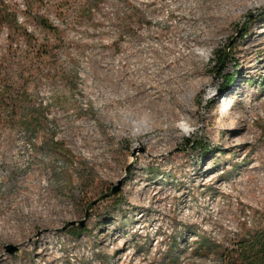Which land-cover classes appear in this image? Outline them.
I'll list each match as a JSON object with an SVG mask.
<instances>
[{
    "label": "rangeland",
    "instance_id": "rangeland-1",
    "mask_svg": "<svg viewBox=\"0 0 264 264\" xmlns=\"http://www.w3.org/2000/svg\"><path fill=\"white\" fill-rule=\"evenodd\" d=\"M229 1L0 0V264H251L264 3Z\"/></svg>",
    "mask_w": 264,
    "mask_h": 264
},
{
    "label": "trees",
    "instance_id": "trees-1",
    "mask_svg": "<svg viewBox=\"0 0 264 264\" xmlns=\"http://www.w3.org/2000/svg\"><path fill=\"white\" fill-rule=\"evenodd\" d=\"M12 15H0V25L1 24H7L10 25L12 22ZM8 18V19H7ZM15 20V19H14ZM39 23L42 27L49 29L51 28L48 23H46L43 19L39 20ZM225 54L220 53L216 58H215V69H218L219 66L223 63L224 61ZM230 76L224 77L225 79V84L222 87H226L231 83L232 80H230ZM24 96L22 94L17 96L15 100L13 101V106H12V111L17 115L18 112L24 113V117L20 116L19 121H15V124L19 127H22L29 133H37L39 126H40V118L38 112L35 110L31 109L30 105L26 103L25 100H23ZM26 99V98H25ZM251 264H264V232L262 237L258 240L256 246H254V252L251 258Z\"/></svg>",
    "mask_w": 264,
    "mask_h": 264
},
{
    "label": "bare ground",
    "instance_id": "bare-ground-1",
    "mask_svg": "<svg viewBox=\"0 0 264 264\" xmlns=\"http://www.w3.org/2000/svg\"><path fill=\"white\" fill-rule=\"evenodd\" d=\"M254 2H257L258 4L264 3V0H254ZM230 8L233 10L234 9H240V10H244L245 8H247V4L245 0H234V1H229L224 3V5L220 8L217 7L216 8V12H214V18L215 20H223V18H225L227 16V13H229ZM259 25V24H258ZM211 40V38L209 39ZM183 112L186 111V109H182ZM181 115H179L180 117Z\"/></svg>",
    "mask_w": 264,
    "mask_h": 264
},
{
    "label": "water",
    "instance_id": "water-1",
    "mask_svg": "<svg viewBox=\"0 0 264 264\" xmlns=\"http://www.w3.org/2000/svg\"><path fill=\"white\" fill-rule=\"evenodd\" d=\"M118 190H119V188H114V189H112V191H111V195L116 194V193L118 192ZM9 250H10L9 252L12 254V253L16 250V248H12V247H10Z\"/></svg>",
    "mask_w": 264,
    "mask_h": 264
}]
</instances>
